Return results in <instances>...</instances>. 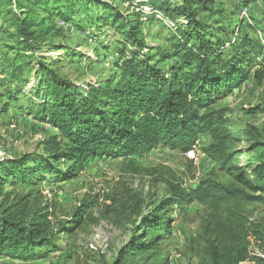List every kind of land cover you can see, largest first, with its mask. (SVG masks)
Returning a JSON list of instances; mask_svg holds the SVG:
<instances>
[{"label":"trees","instance_id":"1","mask_svg":"<svg viewBox=\"0 0 264 264\" xmlns=\"http://www.w3.org/2000/svg\"><path fill=\"white\" fill-rule=\"evenodd\" d=\"M24 1L6 0L3 12L7 18L0 27L12 40L6 49L14 52L5 65L6 73L22 83L23 72L31 65L22 51L34 52L32 47L42 42L35 30L39 23L31 19L29 4ZM122 1L128 7L149 5L167 18L174 19L176 14L186 22H177L175 33L166 39L170 48L165 49L138 37L142 12L132 17L104 0H84L75 11L77 6L70 0L63 9L67 13H62L58 0L36 1L48 16L64 14V20L74 24L77 32L103 49L102 30L119 17L116 31L128 43L117 49L118 61L108 80L96 83L77 84L59 75L49 60L36 57L31 69L40 81L38 90L33 91L38 105L35 117L55 128L57 134L43 143V154L0 161V256L36 260L58 249L62 233L70 234L88 221L97 224L112 215L116 225L125 218L132 227L129 243L112 264H167L161 253L172 230V212L196 200L209 211L197 239L203 245L205 264H243L248 260L264 264V258L250 252L251 240L264 249V224L252 220L245 210L247 204L264 201L260 195L264 192V153L248 159L245 170L251 172V178L242 174L243 169L228 166L238 154L237 138L229 127L227 110L218 108L245 80L264 84V46L247 36L232 43L229 52L216 45L210 37L214 28L205 16L212 14L213 0H182L179 4L170 0ZM13 4L18 11L14 12ZM77 15L82 18L76 21ZM81 57L90 60L87 55ZM253 61L258 66L254 72L242 67ZM1 99L2 94L3 105ZM253 111L264 108L257 106ZM198 136L211 139L203 152L220 162L233 182L207 181L188 190L171 175L168 195L160 200L146 204L124 192L99 196L84 200L70 219L57 227L53 217L58 202L35 189L48 176L61 182L75 179L87 162L98 156L141 158L158 146L187 153ZM131 165L139 168L133 162ZM95 209L100 210L98 217L91 214ZM126 210L131 212L130 219L123 215Z\"/></svg>","mask_w":264,"mask_h":264},{"label":"rangeland","instance_id":"2","mask_svg":"<svg viewBox=\"0 0 264 264\" xmlns=\"http://www.w3.org/2000/svg\"><path fill=\"white\" fill-rule=\"evenodd\" d=\"M36 1H24L29 4L33 15L31 19L39 23L35 30L42 40L38 47H32L34 52L22 51L28 58L26 60L31 62L29 68L23 72L24 83L11 79L6 73L8 70L5 65L9 64L14 52L5 47L12 45L11 38L0 32V94L1 102H5L0 105V161L26 154H43V143L50 135L57 134L55 128L35 117L38 105L33 91L38 90L37 83L40 81L31 69L35 66L37 56L49 60L48 64L56 68L59 75L69 77L82 85L108 80L109 75L115 71L114 63L118 61L117 49L128 43L116 31L121 21L119 17L102 30L99 38L105 45L103 49L97 41L85 39V35L77 32L74 24L64 20V14L48 16L40 5H35ZM68 1L70 0H58L62 13H67L63 9ZM104 1L132 17L142 12V27L138 37L153 45L160 44L165 49L170 48V42L166 39L175 33L177 22H186V19L176 14L174 19L167 18L161 10H152L149 5L128 7L122 0ZM136 1L143 3L146 0ZM170 1L179 4L182 0ZM158 2L157 5L160 4ZM7 3L6 0L0 1V27L4 26L7 18L3 12L7 9ZM82 3L84 0H74L73 6H77L75 11L80 10ZM210 8L212 14L205 15L208 24L214 28V31H210V37L225 52L231 50L232 43L237 39L240 42L246 36L260 41L264 46V0H213ZM13 9L14 12L18 11L15 4ZM69 15L71 18L73 12ZM78 16L81 15H77L76 21L82 18ZM9 30L15 32L13 29ZM76 52L80 54L76 55ZM84 55L90 60L81 57ZM242 67L251 72L258 68L256 61L251 64L244 63ZM22 92L29 95L25 96ZM257 106L264 108V84L257 86L251 79L242 82L218 104V108L227 110L229 127L237 138L235 150L238 154L235 161L228 166L243 169L242 174L248 178L252 177L251 172L245 170L248 159L264 153V111H253ZM210 142L209 137L198 136L195 146L187 153L158 146L141 158L94 157L75 179L61 182L48 176L35 189H40L46 198L58 202L53 217L57 227L61 222L70 219L84 200H94L99 196L104 198L105 195L124 192L126 196H133L137 201L144 200L146 204L160 200L168 195L167 180H170L171 175L188 190H194L200 183L207 181L233 182L232 175L221 163L212 160L203 152V148ZM131 162L139 168L135 169ZM260 195L264 197V192ZM130 204L129 200L128 206ZM245 210L252 220L264 224V201L247 204ZM99 212V209H95L91 214L98 217ZM208 214L207 207L196 200L175 208L172 212L171 233L162 245L161 257L165 258L167 264L207 262L203 245L197 239ZM123 215L130 219L131 212L126 210ZM113 220L115 218L110 215L108 219H101L97 224L88 221L78 231L62 233L57 242L58 249L45 253L36 260L23 261L2 255L0 264H112L132 236V227L128 220L121 219L120 225H116ZM250 252L253 257L264 258V249L258 248L253 240ZM243 264L259 263L248 260Z\"/></svg>","mask_w":264,"mask_h":264}]
</instances>
